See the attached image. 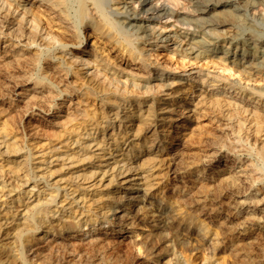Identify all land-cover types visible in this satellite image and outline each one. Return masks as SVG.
Segmentation results:
<instances>
[{"label": "bare ground", "instance_id": "obj_1", "mask_svg": "<svg viewBox=\"0 0 264 264\" xmlns=\"http://www.w3.org/2000/svg\"><path fill=\"white\" fill-rule=\"evenodd\" d=\"M185 58L201 63L204 70L218 68L228 74L209 77L200 74V68L191 70L198 74L194 77L175 76ZM85 68L93 71L82 72ZM6 71L9 92H24L26 112L57 110L63 102L56 99L62 94L76 107L65 112L63 121L49 123L44 143L34 141L29 148L16 138L12 115L0 113V162L6 161L0 165V198L11 200L10 207H0V264H35L8 256V250L31 243L36 229L47 235L78 233L89 226L91 233L105 222L119 229L136 228L142 219L134 209L122 217H107L131 203L141 204L139 209L152 222H145L151 234L132 244L144 251L169 246L173 264H181L176 248L186 249L184 238L192 236V229L179 221L174 207L147 201V192L154 172L165 165L159 161L171 139L174 111L188 108L185 98L192 99L196 87L203 91H197L195 106L236 119L230 130L244 133L245 140L253 134L255 141L264 136V0H0V74ZM235 74L238 79L232 80ZM27 82L33 90L25 89ZM220 85L256 99L255 106L240 100L242 96L230 100L207 90ZM258 154L264 161V144ZM123 184V192L135 185L142 189L133 196L119 195ZM227 184L238 187L235 179ZM112 185L117 190H108ZM186 220L200 227L198 232L204 230L193 239L206 245L208 229L199 217L189 214ZM158 223H163L160 231ZM95 251V245L90 246L89 256L80 255L72 264H117L119 258L96 262ZM51 256L37 264H54ZM128 262L126 256L122 264ZM240 264L252 263L243 259Z\"/></svg>", "mask_w": 264, "mask_h": 264}, {"label": "rangeland", "instance_id": "obj_2", "mask_svg": "<svg viewBox=\"0 0 264 264\" xmlns=\"http://www.w3.org/2000/svg\"><path fill=\"white\" fill-rule=\"evenodd\" d=\"M154 26L155 28L161 27L160 24ZM161 30H165V28L161 27ZM129 33L134 36L133 32L130 31ZM170 55L167 54L168 57ZM181 61L185 66L177 69L175 76L187 77L190 75L189 78L194 77L198 74L190 73L191 70L193 72L200 68H202L200 74H208L209 77H216L218 73L228 74V72H222L218 68L204 70L201 63L196 64L195 61H188L186 58L179 62ZM86 70L87 68L83 69L82 72ZM92 71L93 69H88L87 73L90 74ZM6 73L7 75H4ZM8 74V71L0 74L2 76L0 77V113L12 115L11 123L15 127V132L18 133L16 138H19V142H23V146H31L28 144H32L34 141H40V144L44 143L48 138L47 133L50 131L48 129L50 127L48 126L49 123L63 121L66 117L65 112L72 113L76 105L68 102L69 95L62 94V97L56 99V103L63 102L59 109L41 111L33 108V110L29 109L26 112L24 92L21 91L22 95H12L9 92L11 83L5 77ZM230 78L237 80L238 76L235 74ZM240 82L243 84L244 80ZM247 83L249 85H262V82H244V84ZM25 85V89L33 90L31 82H27ZM207 90L216 94V96L222 95L221 97H227L226 99L230 100L233 97L242 96L240 100L246 99L251 107H254L257 102L256 99H247L246 94L241 95L240 91L233 88L228 89V86L225 85H220L218 88L208 87ZM197 91L201 92L203 88H194L191 93L192 99H188L189 95L186 96L185 99L190 104L188 108L184 109L182 106H178L174 111L175 118L173 117L174 119L171 120L168 132V137L170 136L171 139L165 144L164 154L160 158H163V160L159 161L162 164L164 162L165 165H161L154 172L156 176L151 180L153 187L147 192V201H152L161 207H174L178 212L179 221L184 223V226L190 225L192 236L184 238L187 241V246H184L186 249H183L182 246L176 248V255L178 256L176 258L179 259L181 264H240L243 259H250L252 264H264V161L258 156L259 150L264 144V136L255 141L256 137H253V133H250V135H253L247 140L243 138L244 133L240 136L233 133V129L230 130V128L238 123L236 119L231 117V120H229L228 115L221 117L220 114H217V116L213 113L207 114L208 111L204 109L205 107L200 106L201 104L195 106L199 100V98H194L198 94ZM72 100V102H75V99L72 98ZM258 105L260 106V103ZM182 110L184 114H180ZM2 120L0 118V121ZM36 137H38V140ZM227 147L234 150H228ZM24 150L26 151V149ZM4 164H6V161L0 162V165ZM166 165H168V171L164 170ZM5 170H7L6 167ZM254 178L256 180H253ZM232 179H235L238 187H230L227 184ZM202 185H205L206 189L203 188L204 191L200 193ZM245 187L247 188L245 189ZM117 188V185H112L108 190H117ZM125 188V184H123L116 191L117 194L120 192L119 195L122 193V195L133 196L137 194V190L142 189V186L135 185L132 190L121 191L126 190ZM232 188H235L236 192L234 194H231ZM102 189L103 187L100 188V190ZM10 201L8 197H1V209L7 206L10 207ZM185 201L191 203L186 204ZM145 203L146 201L143 202V204ZM122 204L123 201L120 202L119 206ZM139 206L141 204L131 203L127 208H118L116 216H112L110 212L107 214L108 218L122 217L126 212L134 209L137 211L139 218L142 219V222L136 221V228L119 229L105 222L100 224L98 231L92 230L91 233H87V228H91L89 226H85L83 228L85 231L78 233L64 231L58 234L48 233L47 235L43 232L44 230L36 229L32 232L31 243L25 244L22 249L18 250L13 245L9 246L8 256L18 258L20 261L21 258H25L28 262L31 261V263L37 264L40 260L52 255L51 257L56 260L54 264L58 261L59 264H72L78 260L80 255L88 257L87 249L95 245L94 259L97 260L96 262L102 257L111 262L117 261L119 258L117 264H122L124 258L128 256V264H173L175 255L172 251H167L169 246L163 248L158 245L156 247L149 246L144 251L143 249L139 250V246L132 244L140 241L143 237H147L152 232L145 224V222L152 224L149 221L151 219L145 217ZM189 214L198 216L200 223L203 225L201 226L204 227L205 225L208 229L205 237L208 244L200 245L197 241H194L193 237L197 238L196 235L203 234L204 230L198 232L197 230L200 227L198 228L196 225L194 227V222L189 224L188 221L190 220H186V216ZM158 224L156 230L160 231V226L163 223ZM111 227L115 229H111ZM152 229L155 230L154 227ZM77 245L80 248L73 251V247ZM194 246L198 247L195 251L192 250ZM55 250L57 251L55 252ZM146 252L149 255H146ZM2 264L7 263L3 262Z\"/></svg>", "mask_w": 264, "mask_h": 264}]
</instances>
